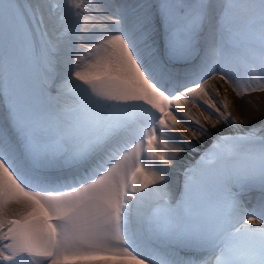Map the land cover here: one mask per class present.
<instances>
[{"label": "snow or ice", "instance_id": "snow-or-ice-1", "mask_svg": "<svg viewBox=\"0 0 264 264\" xmlns=\"http://www.w3.org/2000/svg\"><path fill=\"white\" fill-rule=\"evenodd\" d=\"M228 89L264 93V0H0V264H264Z\"/></svg>", "mask_w": 264, "mask_h": 264}, {"label": "bare ground", "instance_id": "bare-ground-1", "mask_svg": "<svg viewBox=\"0 0 264 264\" xmlns=\"http://www.w3.org/2000/svg\"><path fill=\"white\" fill-rule=\"evenodd\" d=\"M212 84L216 85V87H220L221 84H223L222 81L213 80L211 81ZM224 88H227V85H224ZM223 92V89H221ZM228 98L230 101L233 102L232 111L235 116H237L244 124H247L249 122H253L256 119H258L262 112L264 111V93H254L249 96L245 97V100H251L253 104L256 106L255 108H252L245 104L244 100H240L236 98L235 94L231 91V89H228ZM218 99V98H217ZM185 110L188 112L189 115H191L193 118H198L200 116L201 111H207L206 106L201 105L200 108H197L193 104H186ZM181 118V124L176 126V133H173V136H179L180 133H183L185 136H189V132L187 131V128L195 127V125L192 124L191 120H185L183 117ZM191 139V137L189 136ZM209 139H202L199 144H197L196 140H192L193 144H197V147L202 146L208 142ZM174 147L177 150L178 157L182 160L185 159V157L191 152L188 150L183 151V147H180L181 145H177L174 141ZM185 156V157H184Z\"/></svg>", "mask_w": 264, "mask_h": 264}]
</instances>
